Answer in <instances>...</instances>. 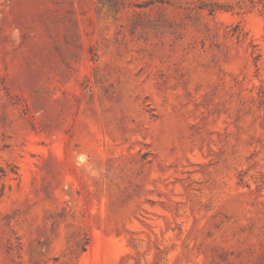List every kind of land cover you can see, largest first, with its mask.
Here are the masks:
<instances>
[{"label": "rangeland", "instance_id": "1", "mask_svg": "<svg viewBox=\"0 0 264 264\" xmlns=\"http://www.w3.org/2000/svg\"><path fill=\"white\" fill-rule=\"evenodd\" d=\"M0 264H264V0H0Z\"/></svg>", "mask_w": 264, "mask_h": 264}]
</instances>
